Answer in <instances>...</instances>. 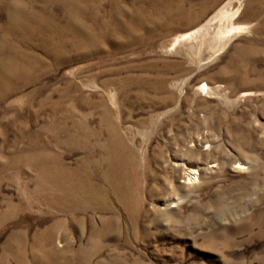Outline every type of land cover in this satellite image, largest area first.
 Instances as JSON below:
<instances>
[{
  "label": "rangeland",
  "instance_id": "374dc122",
  "mask_svg": "<svg viewBox=\"0 0 264 264\" xmlns=\"http://www.w3.org/2000/svg\"><path fill=\"white\" fill-rule=\"evenodd\" d=\"M0 264H264V0H0Z\"/></svg>",
  "mask_w": 264,
  "mask_h": 264
},
{
  "label": "bare ground",
  "instance_id": "6f19581e",
  "mask_svg": "<svg viewBox=\"0 0 264 264\" xmlns=\"http://www.w3.org/2000/svg\"><path fill=\"white\" fill-rule=\"evenodd\" d=\"M75 0H72V2ZM100 3L96 2L93 6V10H96L97 7H100ZM20 9V8H19ZM167 11L169 9H166ZM76 12L70 13V15H75ZM88 36L93 38H98V36H94L93 34L89 33ZM101 40V39H100ZM58 55L62 56V53ZM66 61V58L62 59ZM114 130V129H113ZM97 133V131H95ZM95 132H86L83 133L81 139L83 140L81 144L84 147L87 157L82 158L78 166L76 167L79 170V176L77 179L73 178H64L61 180H56L57 170H55L52 166L48 167L51 173V181L55 182L58 186L62 187V192L64 191L65 194L70 198H82L85 202V198L89 197L88 203H93L95 208L97 207L96 202L100 199L102 192V186H99L97 183L98 178L105 179L106 182L112 186V181L117 182L120 186L118 190L121 192H125L127 190V183L124 179L125 174L119 171L118 164L121 160L122 154L127 155V165L131 169V175L136 182L138 177L137 167H135V158L136 153H132L130 149L126 148L122 142H120L119 137L112 138L113 141H100L99 138H95ZM88 139V140H86ZM119 142V143H118ZM119 145H122L121 148ZM94 167L95 173L92 172V168ZM106 168L108 169L105 173ZM242 168V167H241ZM192 170V169H191ZM68 169H65V175L67 176L66 172ZM54 173V174H53ZM197 170L190 171L188 174V179L193 180L197 178ZM100 175L99 177H96ZM114 182V184H115ZM137 183V182H136ZM113 184V185H114ZM113 191L115 189L113 188ZM119 196V195H118ZM120 197V196H119ZM122 200H124L122 198ZM137 202L139 203V196L137 197ZM86 203V202H85ZM55 250V248H54Z\"/></svg>",
  "mask_w": 264,
  "mask_h": 264
}]
</instances>
